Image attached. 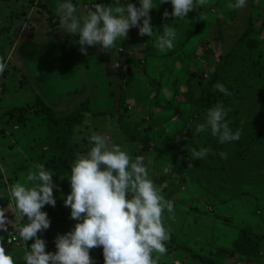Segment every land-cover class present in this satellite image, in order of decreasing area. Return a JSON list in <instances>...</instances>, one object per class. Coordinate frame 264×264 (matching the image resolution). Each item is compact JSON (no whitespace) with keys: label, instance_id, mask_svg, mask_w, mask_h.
Listing matches in <instances>:
<instances>
[{"label":"rangeland","instance_id":"rangeland-1","mask_svg":"<svg viewBox=\"0 0 264 264\" xmlns=\"http://www.w3.org/2000/svg\"><path fill=\"white\" fill-rule=\"evenodd\" d=\"M15 1L0 0V57L7 64L0 74V169L7 170L0 171V208L7 209L9 219L7 231L0 229V243L16 264H24L25 245L18 235L21 222L13 211L9 185L24 182L34 164L44 163L51 169L57 185L55 207L42 209L50 219V227L38 233L46 251L55 252L57 234L77 223L63 203L71 191L70 172L48 138L45 106L58 115L86 107L72 132L81 149L76 157L90 150L93 133L106 136L133 157H144L150 177L174 204V213H164L174 240L167 242L168 251L159 256L158 264H204L191 253L220 264H264V0H246L242 9L228 7L235 0H208L182 19L164 18L166 10L171 13V4L154 0L159 5L149 13L152 37L140 36L133 27L128 38L118 40L112 49L84 46L86 55L77 43L79 36L68 34L60 25L55 9L63 0H45L46 5L29 0L33 15L30 26L21 31L12 30L11 14L21 10ZM70 2L76 6V15L83 17L100 0ZM126 2L139 6V0L121 1ZM165 24L175 28L177 38L173 49L161 52L155 47V31L161 32ZM217 82L231 93L225 118L229 127L245 138H261V143L221 144L215 137L220 152L227 153L221 159L228 179L209 175L198 182L188 171L189 162L196 164L191 150L204 147V132L197 133L195 127L214 106L209 102L211 95L221 93L214 87ZM119 98L125 103L120 121ZM123 123L133 127L138 139H128ZM144 135L165 150H141ZM243 228L260 235L259 259L236 251L234 242L242 243ZM223 248L232 249L235 256L224 254ZM101 251L99 247L91 250L94 264L100 261Z\"/></svg>","mask_w":264,"mask_h":264},{"label":"clouds","instance_id":"clouds-1","mask_svg":"<svg viewBox=\"0 0 264 264\" xmlns=\"http://www.w3.org/2000/svg\"><path fill=\"white\" fill-rule=\"evenodd\" d=\"M208 0H160L170 3L172 11L162 14L164 18H186L189 12L203 7ZM158 4V5H159ZM154 0H139L133 3H96L83 17L77 16L76 6L70 0H63L56 6V15L64 31L78 35L77 43L82 54L84 46L99 45L101 49L116 47L118 40L128 38L133 27L140 36L152 37L150 10L158 7ZM246 0H235L230 9H242ZM94 9V10H93ZM156 32L155 47L165 52L174 48L177 33L172 25L165 24ZM7 67L0 57V74ZM214 71V69H213ZM214 87L230 96L225 86L217 82ZM230 109L217 102L206 110L204 122L195 127L197 133L211 130L218 142L236 141L240 132H233L225 119ZM89 141L90 150L78 155L70 166L68 181L70 193L63 198L65 207L70 209V218L77 223L55 238V252L46 251V242L38 236L50 227L45 205L55 207L53 190L54 172L44 163H36L28 171L24 182L9 185L14 213L21 222L19 238L24 242V264H94L91 250L102 248L104 264H158L159 256L167 253V242L171 238L170 228L164 222L165 210L174 213V204L166 199L162 190L154 183L145 166L143 156L133 157L126 149L100 134L93 133ZM211 151L201 147L192 149L193 159H202ZM222 159L227 153L220 152ZM188 167H192L189 162ZM0 171L7 172L6 169ZM7 209L0 208V229L7 231L9 219ZM26 218V222H25ZM33 241L30 246L27 241ZM158 254V255H154ZM0 264H16V258L0 243Z\"/></svg>","mask_w":264,"mask_h":264},{"label":"trees","instance_id":"trees-1","mask_svg":"<svg viewBox=\"0 0 264 264\" xmlns=\"http://www.w3.org/2000/svg\"><path fill=\"white\" fill-rule=\"evenodd\" d=\"M57 23L56 20H54L53 23ZM245 36V34L243 35ZM252 43L251 41L248 42ZM251 46V45H250ZM214 74V73H213ZM122 83H126V79L122 80ZM194 100H198V97L191 95ZM122 101V103H121ZM124 98H119L118 104H120V109H117V118L120 121L123 117V112L125 111V103L123 104ZM209 102L213 105H215L217 102L223 103L225 108H229V104L227 102V95L223 93H219L218 95H211V98L209 99ZM83 103H80V106H82ZM21 109V107H18ZM86 110V107L84 109H75L72 112L64 115H58L49 106H45L42 110L43 118L45 120V126L47 130L48 138L51 141V144L53 148L56 150V156L61 161L62 165L65 166V168L70 172V166L73 162V160L76 158V153H78L81 149L79 147L78 142L72 137L73 128L76 124L81 122L83 120L82 113ZM9 116H12L11 111H9ZM139 125L138 121H135L133 123V126L137 127ZM123 131L128 134V139L130 140H136L137 132L133 130V127L129 123H123L121 125ZM149 130V127H145V133ZM141 139V147L142 150H148L150 148H153L157 151L165 150L164 148L152 145L149 142V139L147 135H144ZM202 139L204 147H208L211 149V151L202 159H195L196 164H193L192 167H189L188 171L192 178H194L196 181H200L201 179H205L204 177H207L211 175L212 177L222 179L226 181L228 179V175L224 171V165L222 163L220 153V144L216 143L217 140L214 136H212L210 130H205L202 134ZM239 145L242 146H253L256 144L261 143V138L257 137H248L245 138L240 133L239 140H236ZM240 233L242 235V243H239L238 241H235L234 243L237 244L236 251L240 252L242 255H250L253 259L260 257V251L257 248L259 245L260 235L251 233L250 231L245 230L244 228L240 230ZM171 240H174L173 235L171 234ZM185 248L184 246H182ZM187 249V248H186ZM224 254L228 256H235V252L232 249L223 248L221 249ZM189 251V250H188ZM191 255H194L197 257L200 261H202L204 264H220L216 263L212 259L205 258L200 254L191 253ZM257 259V260H258ZM98 264H104L103 259V253L101 251L100 254V261ZM251 264V263H246Z\"/></svg>","mask_w":264,"mask_h":264},{"label":"crops","instance_id":"crops-1","mask_svg":"<svg viewBox=\"0 0 264 264\" xmlns=\"http://www.w3.org/2000/svg\"><path fill=\"white\" fill-rule=\"evenodd\" d=\"M38 1V0H36ZM43 4L46 5L45 0L41 1ZM122 2H125L126 0H121ZM63 2V1H62ZM15 3L17 4L18 8H21L20 12L17 14H11V22H12V30L15 31H21L25 30L27 27H29L28 20L32 18L33 15V8L32 6H29L28 4L30 3L29 0H16ZM25 3V6L22 8V4ZM100 3L108 5L113 3V0H100ZM3 5V2L1 3ZM16 20H19V23H15ZM22 21V23H21ZM18 22V21H17ZM57 27V26H56ZM28 163H31L30 160H28Z\"/></svg>","mask_w":264,"mask_h":264},{"label":"built area","instance_id":"built-area-1","mask_svg":"<svg viewBox=\"0 0 264 264\" xmlns=\"http://www.w3.org/2000/svg\"><path fill=\"white\" fill-rule=\"evenodd\" d=\"M12 238H13V240H15L16 239V236H13Z\"/></svg>","mask_w":264,"mask_h":264}]
</instances>
